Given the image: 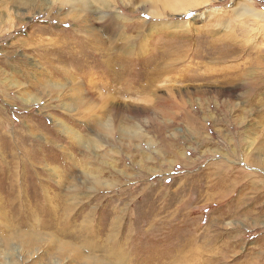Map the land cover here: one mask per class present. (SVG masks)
Here are the masks:
<instances>
[{
	"label": "rangeland",
	"instance_id": "1",
	"mask_svg": "<svg viewBox=\"0 0 264 264\" xmlns=\"http://www.w3.org/2000/svg\"><path fill=\"white\" fill-rule=\"evenodd\" d=\"M263 157L264 0H0V264H264Z\"/></svg>",
	"mask_w": 264,
	"mask_h": 264
},
{
	"label": "bare ground",
	"instance_id": "2",
	"mask_svg": "<svg viewBox=\"0 0 264 264\" xmlns=\"http://www.w3.org/2000/svg\"><path fill=\"white\" fill-rule=\"evenodd\" d=\"M179 5V4H178ZM182 5V4H181ZM191 6V5H190ZM249 6V5H248ZM248 8V7H247ZM245 9L247 12L249 11L248 9ZM250 8V7H249ZM252 11V10H251ZM250 12V11H249ZM254 14H256V13H253V15ZM249 15H251V14H249ZM243 17V16H242ZM264 158V157H263ZM263 158H262V160H259L258 162L260 163V166L262 167V168H264V161H263ZM261 159V158H260ZM225 178V177H224ZM252 181V180H251ZM261 197V196H260Z\"/></svg>",
	"mask_w": 264,
	"mask_h": 264
}]
</instances>
